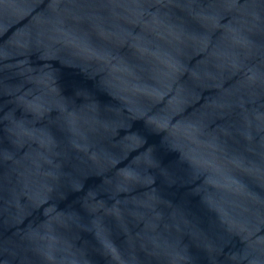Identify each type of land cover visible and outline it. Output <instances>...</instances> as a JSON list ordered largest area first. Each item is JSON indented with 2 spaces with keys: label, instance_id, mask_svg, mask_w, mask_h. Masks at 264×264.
Returning a JSON list of instances; mask_svg holds the SVG:
<instances>
[{
  "label": "water",
  "instance_id": "water-1",
  "mask_svg": "<svg viewBox=\"0 0 264 264\" xmlns=\"http://www.w3.org/2000/svg\"><path fill=\"white\" fill-rule=\"evenodd\" d=\"M0 264H264V0H0Z\"/></svg>",
  "mask_w": 264,
  "mask_h": 264
}]
</instances>
